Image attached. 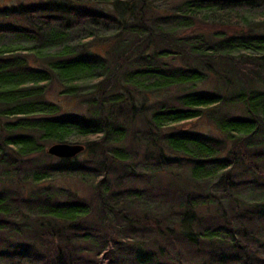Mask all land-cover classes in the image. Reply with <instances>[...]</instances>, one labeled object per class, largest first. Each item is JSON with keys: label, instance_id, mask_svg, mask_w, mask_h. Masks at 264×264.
Instances as JSON below:
<instances>
[{"label": "trees", "instance_id": "obj_1", "mask_svg": "<svg viewBox=\"0 0 264 264\" xmlns=\"http://www.w3.org/2000/svg\"><path fill=\"white\" fill-rule=\"evenodd\" d=\"M0 264H264V0L1 7Z\"/></svg>", "mask_w": 264, "mask_h": 264}, {"label": "rangeland", "instance_id": "obj_2", "mask_svg": "<svg viewBox=\"0 0 264 264\" xmlns=\"http://www.w3.org/2000/svg\"><path fill=\"white\" fill-rule=\"evenodd\" d=\"M31 0H0V8L5 6H16L19 3H30ZM173 91V90H172ZM175 93V92H174ZM72 106V105H69ZM71 108H76V105H73ZM232 110L234 107L231 108ZM237 112V110H235ZM189 129H194L197 131H207L209 130L210 126L207 124V122L204 120L201 124L195 125L194 123L188 124L186 126ZM52 187L54 188H70L74 190L75 192H78L80 195L88 197L89 196V190L86 186H83L82 184L78 183L76 181V178L64 176V177H55L53 179Z\"/></svg>", "mask_w": 264, "mask_h": 264}, {"label": "water", "instance_id": "obj_3", "mask_svg": "<svg viewBox=\"0 0 264 264\" xmlns=\"http://www.w3.org/2000/svg\"><path fill=\"white\" fill-rule=\"evenodd\" d=\"M83 150L81 146H72L68 144H53L46 150L47 154L60 159H70Z\"/></svg>", "mask_w": 264, "mask_h": 264}]
</instances>
